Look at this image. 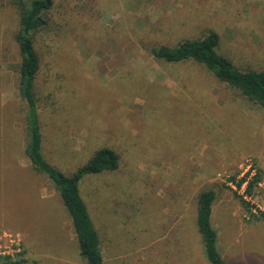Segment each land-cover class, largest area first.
Wrapping results in <instances>:
<instances>
[{
	"label": "rangeland",
	"instance_id": "1",
	"mask_svg": "<svg viewBox=\"0 0 264 264\" xmlns=\"http://www.w3.org/2000/svg\"><path fill=\"white\" fill-rule=\"evenodd\" d=\"M48 18L38 46L45 157L70 175L100 147L119 155L118 170L80 182L104 264H209L196 225L204 190L216 192L225 261L264 264V109L202 66L149 51L216 31L238 68L261 70L264 0H55ZM17 21L0 0V250L85 264L58 190L24 153ZM258 172L246 196L236 182Z\"/></svg>",
	"mask_w": 264,
	"mask_h": 264
},
{
	"label": "trees",
	"instance_id": "2",
	"mask_svg": "<svg viewBox=\"0 0 264 264\" xmlns=\"http://www.w3.org/2000/svg\"><path fill=\"white\" fill-rule=\"evenodd\" d=\"M16 11L18 21L13 39L19 56L18 96L25 107V133L27 141L24 153L33 170L46 176L58 190L63 204L72 219L79 243L80 253L85 264H104L101 238L84 201L80 182L85 175H99L114 172L119 168V155L110 147H100L92 157L77 170L66 175L52 165L44 154V135L41 124V90L39 75L42 69V56L39 40L49 26L48 14L55 0H9ZM221 37L216 31L194 39H184L174 46H152L149 51L159 61L169 64L194 63L202 66L218 82L236 90L246 101L264 109V68L242 70L220 52ZM258 172L249 182L247 177L236 182L241 188L247 183L246 196H251L254 187L261 181ZM236 181L232 178V182ZM235 196L246 211L251 213L246 196ZM214 190H204L197 196L196 225L203 244V254L209 264H228L218 247V232L212 224ZM0 264H39L29 261L24 253L11 256L0 255Z\"/></svg>",
	"mask_w": 264,
	"mask_h": 264
},
{
	"label": "crops",
	"instance_id": "3",
	"mask_svg": "<svg viewBox=\"0 0 264 264\" xmlns=\"http://www.w3.org/2000/svg\"><path fill=\"white\" fill-rule=\"evenodd\" d=\"M61 219L63 220L64 217L61 218ZM59 220H60V219H59ZM59 220H58V223H59ZM64 221L67 222L66 219H64ZM70 221H71V223H72V219H71ZM70 226H71L70 231L73 232V233H74V236H75L74 239H77L76 232H75L74 227H73V223H72ZM62 227H63V230H64L65 228H67V227H65V223H63ZM64 231H65V230H64Z\"/></svg>",
	"mask_w": 264,
	"mask_h": 264
},
{
	"label": "built area",
	"instance_id": "4",
	"mask_svg": "<svg viewBox=\"0 0 264 264\" xmlns=\"http://www.w3.org/2000/svg\"><path fill=\"white\" fill-rule=\"evenodd\" d=\"M5 253V252H4ZM3 252H1V250H0V255H7V254H4ZM8 255H10V254H8ZM11 256H13V255H11Z\"/></svg>",
	"mask_w": 264,
	"mask_h": 264
}]
</instances>
